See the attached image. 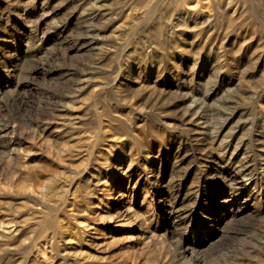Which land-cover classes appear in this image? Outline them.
<instances>
[{"label":"rangeland","instance_id":"rangeland-1","mask_svg":"<svg viewBox=\"0 0 264 264\" xmlns=\"http://www.w3.org/2000/svg\"><path fill=\"white\" fill-rule=\"evenodd\" d=\"M0 264H264V0H0Z\"/></svg>","mask_w":264,"mask_h":264},{"label":"bare ground","instance_id":"bare-ground-1","mask_svg":"<svg viewBox=\"0 0 264 264\" xmlns=\"http://www.w3.org/2000/svg\"><path fill=\"white\" fill-rule=\"evenodd\" d=\"M238 174V173H237ZM240 181V180H239ZM251 196V195H250ZM228 197V196H227ZM234 200V199H233ZM236 202V201H235ZM226 203H229L228 201H226ZM239 205V204H238ZM229 211V210H228ZM237 212V211H236Z\"/></svg>","mask_w":264,"mask_h":264}]
</instances>
